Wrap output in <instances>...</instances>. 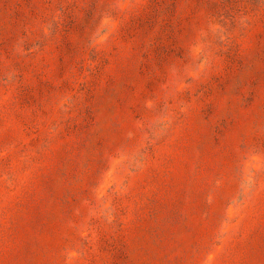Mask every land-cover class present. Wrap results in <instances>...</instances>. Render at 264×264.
Segmentation results:
<instances>
[{
	"label": "rangeland",
	"instance_id": "obj_1",
	"mask_svg": "<svg viewBox=\"0 0 264 264\" xmlns=\"http://www.w3.org/2000/svg\"><path fill=\"white\" fill-rule=\"evenodd\" d=\"M0 264H264V0H0Z\"/></svg>",
	"mask_w": 264,
	"mask_h": 264
}]
</instances>
